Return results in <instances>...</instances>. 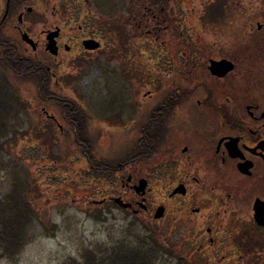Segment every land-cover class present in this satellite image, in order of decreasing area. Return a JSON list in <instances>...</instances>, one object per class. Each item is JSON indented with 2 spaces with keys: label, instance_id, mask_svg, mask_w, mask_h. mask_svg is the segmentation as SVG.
Masks as SVG:
<instances>
[{
  "label": "flooded vegetation",
  "instance_id": "flooded-vegetation-1",
  "mask_svg": "<svg viewBox=\"0 0 264 264\" xmlns=\"http://www.w3.org/2000/svg\"><path fill=\"white\" fill-rule=\"evenodd\" d=\"M2 1L0 61L12 47L56 84L54 65L84 53L121 64L108 96L75 99L78 114L35 103L87 144L73 162L88 203L123 211L132 234L140 223L173 264H264V0H65L71 14L38 32L33 0ZM106 133L129 140L116 158L94 146Z\"/></svg>",
  "mask_w": 264,
  "mask_h": 264
},
{
  "label": "rangeland",
  "instance_id": "rangeland-1",
  "mask_svg": "<svg viewBox=\"0 0 264 264\" xmlns=\"http://www.w3.org/2000/svg\"><path fill=\"white\" fill-rule=\"evenodd\" d=\"M64 1L33 0L30 4H37L40 12L30 13L27 19L36 23L37 32L50 23L62 24L65 16L71 14L65 10ZM0 6L5 8L6 4L0 0ZM54 6L57 8L54 9ZM76 14L85 15L81 12ZM84 55L68 60L69 64L62 67L54 65L59 83L52 81L55 93L81 103L108 96L110 87L114 89L115 86L113 72L120 73L121 67L119 62L110 61L107 55L99 56L97 60ZM123 80L136 87L135 77H123ZM123 80L118 81L119 85L123 84ZM0 85H9L22 107L19 117L10 121V124H15L16 134L9 131L0 136V199L10 190L14 165H25L28 170L25 173L31 180L27 196L36 212L29 230L33 233L26 237L25 245L13 255H2L0 252V264H66L72 259L83 262L82 254L87 249L95 250L99 259L107 257L119 245L138 247L146 232L140 223L136 226V233L132 234L127 230L130 217L123 211L115 208L107 211L108 207L93 208L88 203L89 198H84L83 189L86 187L81 181L80 171L77 172L81 168L73 162L77 143L68 134L60 137L58 129L44 121L46 115L35 104L40 102L36 83L11 74L1 64ZM44 123L46 125L43 126ZM100 125L106 131L118 127L112 123ZM11 136L14 138L5 142ZM99 139L100 143H94L97 152L110 159L116 158L120 147L129 141L124 135L108 133ZM52 225L56 229L54 234H49L45 228ZM152 245L153 242L147 240L143 248H150L154 264H173L163 251L151 250Z\"/></svg>",
  "mask_w": 264,
  "mask_h": 264
},
{
  "label": "trees",
  "instance_id": "trees-1",
  "mask_svg": "<svg viewBox=\"0 0 264 264\" xmlns=\"http://www.w3.org/2000/svg\"><path fill=\"white\" fill-rule=\"evenodd\" d=\"M12 6L13 2L11 9ZM14 50L11 47L7 62H0L11 74L22 77L24 81L30 80L33 84L36 83L38 101L53 102L56 100L77 104L76 100L57 94L52 90V79L46 69L25 58L20 59L19 54H16ZM18 102V96L10 91L9 85L6 87L0 85V136L9 131L16 134L15 124H10V121L18 118L22 110ZM80 108L77 104L76 108L64 109L63 111L78 114ZM70 117L75 118L71 114ZM12 137L6 139L5 142L11 140ZM76 142L79 145V150L85 149L87 144L81 136ZM14 167L10 190L0 199V252L2 255H13L22 249L26 237L29 235L30 225H33L36 216L34 205L27 196L28 190L31 188V180L25 173L28 172L27 167L25 165H14ZM45 229L49 234H54L56 227L55 225L46 226ZM141 240L138 247L127 246L126 244L119 245L113 250L111 249L112 251L107 257L99 259L95 250L87 249L82 254L83 262L72 259L66 264H154L152 251L149 248H143L147 240L144 237Z\"/></svg>",
  "mask_w": 264,
  "mask_h": 264
},
{
  "label": "water",
  "instance_id": "water-1",
  "mask_svg": "<svg viewBox=\"0 0 264 264\" xmlns=\"http://www.w3.org/2000/svg\"><path fill=\"white\" fill-rule=\"evenodd\" d=\"M20 21H22V15L20 17ZM56 32H51L48 36V46H47V49L52 52V53H56V47H55V42L53 41V36ZM24 39L25 40H28V41H31V39L29 38V36L27 34H24ZM84 45L87 49H94V48H97L99 47V43L94 41V40H86L84 41Z\"/></svg>",
  "mask_w": 264,
  "mask_h": 264
}]
</instances>
